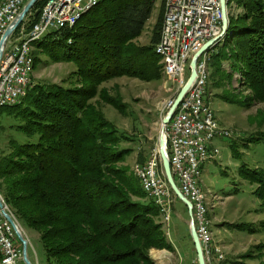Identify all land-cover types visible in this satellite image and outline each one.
I'll return each instance as SVG.
<instances>
[{
  "label": "trees",
  "instance_id": "obj_1",
  "mask_svg": "<svg viewBox=\"0 0 264 264\" xmlns=\"http://www.w3.org/2000/svg\"><path fill=\"white\" fill-rule=\"evenodd\" d=\"M45 1L36 4L31 25ZM156 2L101 0L74 27L50 33L34 45V68L44 55L54 63H72L75 70L62 84L31 87L8 110L19 122L14 128L38 140L9 141L10 151L0 155V189L16 218L39 234L49 264H156L151 250H173L158 221V207L144 203L147 195L140 181L124 164L131 150L121 144L129 138L94 102L99 98L125 114L121 96H111L102 89L104 83L123 77L162 80L155 46L164 0L150 44L136 43ZM228 9L229 29L222 49L212 55L210 81L221 78L223 62L234 58L253 93L250 101L264 103V0H228ZM250 143L264 144V133ZM232 153L241 155L235 144ZM145 160L139 153L138 161ZM239 174L257 185L254 193L264 205V170L243 165ZM234 227L255 234L264 232V221L260 228Z\"/></svg>",
  "mask_w": 264,
  "mask_h": 264
},
{
  "label": "rangeland",
  "instance_id": "obj_2",
  "mask_svg": "<svg viewBox=\"0 0 264 264\" xmlns=\"http://www.w3.org/2000/svg\"><path fill=\"white\" fill-rule=\"evenodd\" d=\"M162 1L157 0L145 32L136 41L138 45L150 44ZM236 10V13L241 11ZM223 45L224 39L212 49V55L217 54ZM40 60L34 68L32 87L37 84H62L63 80L75 70L72 63H54L44 55L40 57ZM239 68V62L231 58L223 62L221 78L209 80L206 100L214 109L220 126L230 131L232 137L215 140L220 148L216 158L220 157L223 167L217 165L210 174L202 175L201 186L208 193L209 215L215 242L222 247L225 255L224 261L220 264H263L264 232L250 234L234 227V225L252 224L255 228H260V223L264 221V205L254 193L257 185L250 183L239 174V169L243 165L250 169L264 170V144H248L252 138H257L264 133V103L250 101L253 93L245 87V79L239 72ZM210 70L212 73V68ZM186 74L189 75L188 65ZM168 82L165 87L166 79L162 74L160 82L147 83L123 77L104 83L102 89L107 90L111 96L117 94L121 96L123 103L126 104L125 114L101 102L99 98L94 100L108 120L129 138V140H122L121 148L131 150L124 164L130 168L134 177V166L142 163L138 161V154L144 153L147 159L153 150L159 149L162 120L168 111L165 110L164 114L161 112L164 103L171 97H175L178 89L174 82ZM5 108L0 109V155L10 151V140L20 143H36L38 140V137L28 139L23 133L17 131L14 126L19 122L9 116L8 110L11 107ZM233 144L241 153L239 158L233 156ZM150 201L153 202L147 197L144 203ZM159 214L158 221L173 250H151L150 256L154 262L156 264H199L190 233V216L185 204L174 194L170 232L163 224L162 214L160 212ZM18 222L24 231L30 262L49 264L39 234L21 221L18 220ZM156 252L161 253L159 257Z\"/></svg>",
  "mask_w": 264,
  "mask_h": 264
},
{
  "label": "built area",
  "instance_id": "obj_3",
  "mask_svg": "<svg viewBox=\"0 0 264 264\" xmlns=\"http://www.w3.org/2000/svg\"><path fill=\"white\" fill-rule=\"evenodd\" d=\"M29 0H0V47L6 30L21 14ZM93 0H46L40 10L38 20L30 24L33 10L7 38L0 60V103L18 101L22 93L32 84L26 75L27 56L33 53L34 37H45L50 33L75 26V13ZM24 6V7H23ZM223 30V13L221 0H172L167 6V20L164 24L162 40L156 45L163 47L172 60L171 81L178 87L175 97L164 105L162 114L170 109L181 89L187 84L191 75V62L204 46L218 36ZM213 44L210 51L212 60ZM201 62L199 56L196 64L197 76L186 96L176 109L171 121L165 127V138L170 164L175 182L181 193L192 205L191 219L196 228L206 264L210 251V234L208 226L211 221L206 218L200 203L199 185L196 183L197 162L204 159L215 160L219 150H209V143L216 139L230 138L232 134L215 123L213 111L207 109V101L202 98ZM189 66V75L186 66ZM140 181L145 185L148 195L159 197L171 221L174 192L165 178L159 149L153 150L140 163ZM8 213V210L5 209ZM9 214V213H8ZM18 230L21 226L12 217ZM190 219V220H191ZM0 250L5 254V264H25L22 245L14 226L5 218L0 209ZM225 257L218 255L217 263Z\"/></svg>",
  "mask_w": 264,
  "mask_h": 264
},
{
  "label": "bare ground",
  "instance_id": "obj_4",
  "mask_svg": "<svg viewBox=\"0 0 264 264\" xmlns=\"http://www.w3.org/2000/svg\"><path fill=\"white\" fill-rule=\"evenodd\" d=\"M101 0H93L92 3L86 5L85 7H83V9L79 10L78 12L75 13V25L79 22V20L88 12L92 11L94 8H96ZM172 0H164V17H163V23H162V29H161V34H160V39L159 42H161L162 40V33L164 32V24H165V20H167V6L170 4ZM228 1V0H227ZM223 34V30L221 31V34H219L218 36H213L212 37V41L213 40H217L220 39V37ZM44 37H34L33 38V45H35L36 42L42 40ZM221 40H219L218 42H216L215 44H219ZM155 53L158 56V58L161 61V65H162V74L164 76V78L166 79V84L165 87H167V83H169L168 81H171V76H172V60L171 58L168 57L165 48L163 47H158L157 45L155 46ZM34 55L33 53H29V55L27 56V66H26V75L27 78L30 79V81L32 82V76L34 73ZM210 64H211V60H210V51L205 52L204 54H202V62H201V70H202V74H201V83L202 86L204 87L202 89V98L203 100H206V96H207V88H208V84H209V80L211 77V70H210ZM33 84L29 85V88L27 89V91H25L24 93H22V95L20 96V100L18 101H6V102H2L0 103V109L1 108H5V107H13L15 105H17L28 93L29 89L32 87ZM169 104V100L166 101L164 103V105H168ZM207 109L209 111H213V114L215 115V123L217 126H220L215 111L212 108L211 104L207 102ZM226 131H228L226 129ZM229 133H231L230 131H228ZM232 134V133H231ZM212 143H209V150L210 149ZM212 162L211 159H204V161H200L197 162V166H196V174L197 175H202L203 173V167L209 163ZM140 169V163L136 164L134 166V175L135 177L140 181V173L138 172ZM201 177L202 176H196V183H198L199 185V191H200V203L202 206V209L205 212L206 218L208 219V221L210 220V215H209V198H208V193L206 191L203 190L202 186H201ZM141 186L143 188V191L145 192V194L147 195V197H149L154 203L155 205L158 207L159 212L162 214L163 216V224L165 225L166 229H170V224L171 221L168 217V210L166 209L165 205L163 204V201H161L159 199V197H151L150 195H148V191L145 187V185L143 184L142 181H140ZM1 192V189H0ZM0 199L3 201L4 205H5V209L8 210V213L11 217H13L14 219L17 220L16 216L14 215L13 212H11V209L8 207V205L5 203L1 193H0ZM22 229V228H21ZM22 232H24L22 230ZM170 232V231H169ZM208 233L210 234V251L208 252V262L209 264H220L217 263V257L218 255L221 257H225L224 255V251L222 249V247L220 245H218L215 242L214 239V234L212 231V225L208 226ZM169 234V233H167ZM0 253L2 254V261L1 264H5V254L3 253L2 250H0ZM161 253L156 252V255L159 257Z\"/></svg>",
  "mask_w": 264,
  "mask_h": 264
},
{
  "label": "water",
  "instance_id": "obj_5",
  "mask_svg": "<svg viewBox=\"0 0 264 264\" xmlns=\"http://www.w3.org/2000/svg\"><path fill=\"white\" fill-rule=\"evenodd\" d=\"M39 0H29V2L25 5V7L23 8L21 14L18 16V18L15 20V22L6 30L3 38H2V42H1V47H0V60H1V56L3 53V46L7 40V38L11 35V33L13 32L14 29H16L22 22L23 19L28 15V13L30 12V10L34 9L36 4L38 3ZM221 7H222V13H223V34L220 37V39L217 40H213L209 43H207L204 48L194 56L192 62H191V75L190 78L187 82V84L181 89V91L179 92L178 96L176 97V99L174 100L173 104L171 105L170 109L168 110L167 114L165 115V117L162 120V128H161V132H160V136H159V153H160V157H161V163H162V169L164 171L165 174V178L168 181L170 187L172 188L175 196L185 204V206L188 209V213L191 219V214H192V205L189 202V200L181 193V191L179 190L173 173H172V169H171V164H170V158L168 155V150H167V142H166V138H165V127L169 124V122L171 121L176 109L178 108V106L180 105V103L182 102L183 98L186 96V94L188 93L189 89L192 87L196 76H197V72H196V64H197V60L199 58V56H201L202 54H204L205 52H207V50L216 42H218L219 40L224 39L225 35L228 32L229 29V10H228V1L227 0H221ZM40 13V10H37V12L35 13L36 16H38ZM0 209H2L3 214L5 216V218L14 226L15 231L17 233V236L20 240V242L22 243V254H23V260L25 264H32L30 262V260L28 259V255H27V241L23 238L21 232L18 230V227L16 225V223L13 221L12 217L6 212L5 210V205L3 203V201L0 199ZM190 233H191V237L195 246V250L197 253V259H198V263L199 264H206L205 261V257H204V253H203V249L196 231V228L194 226V223L192 221V219L190 220Z\"/></svg>",
  "mask_w": 264,
  "mask_h": 264
},
{
  "label": "crops",
  "instance_id": "obj_6",
  "mask_svg": "<svg viewBox=\"0 0 264 264\" xmlns=\"http://www.w3.org/2000/svg\"><path fill=\"white\" fill-rule=\"evenodd\" d=\"M210 149H212V150H219L220 151V148L216 145L215 141L211 144ZM217 165L219 167H223V165L220 162V157L215 158V160H213L212 162L207 163L203 167V173H202V175L210 174ZM201 184H202V178H201Z\"/></svg>",
  "mask_w": 264,
  "mask_h": 264
}]
</instances>
